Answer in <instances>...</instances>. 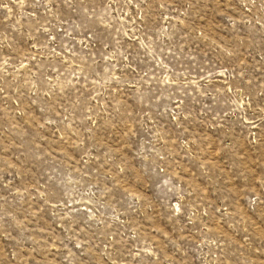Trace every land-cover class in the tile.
<instances>
[{"label":"rangeland","instance_id":"1","mask_svg":"<svg viewBox=\"0 0 264 264\" xmlns=\"http://www.w3.org/2000/svg\"><path fill=\"white\" fill-rule=\"evenodd\" d=\"M0 264H264V0H0Z\"/></svg>","mask_w":264,"mask_h":264}]
</instances>
